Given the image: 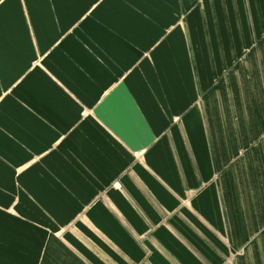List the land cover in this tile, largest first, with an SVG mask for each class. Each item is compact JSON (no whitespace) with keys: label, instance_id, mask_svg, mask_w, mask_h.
Instances as JSON below:
<instances>
[{"label":"crops","instance_id":"1","mask_svg":"<svg viewBox=\"0 0 264 264\" xmlns=\"http://www.w3.org/2000/svg\"><path fill=\"white\" fill-rule=\"evenodd\" d=\"M0 264H264V0H0Z\"/></svg>","mask_w":264,"mask_h":264}]
</instances>
